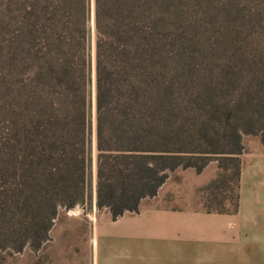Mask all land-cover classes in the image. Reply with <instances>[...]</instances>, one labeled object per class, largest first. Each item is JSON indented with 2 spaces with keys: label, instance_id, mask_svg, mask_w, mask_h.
Masks as SVG:
<instances>
[{
  "label": "trees",
  "instance_id": "obj_1",
  "mask_svg": "<svg viewBox=\"0 0 264 264\" xmlns=\"http://www.w3.org/2000/svg\"><path fill=\"white\" fill-rule=\"evenodd\" d=\"M11 4L13 145L0 194L10 192L18 226L32 232L16 250L39 248L60 208L90 198L92 167L96 207L112 220L138 212L177 168L200 173L212 159L221 171L199 189L212 195L203 206L236 211L241 135L264 144V80L251 89L243 79L227 101L208 94L180 102L169 61L170 0ZM220 187L232 191L230 208L212 206Z\"/></svg>",
  "mask_w": 264,
  "mask_h": 264
},
{
  "label": "rangeland",
  "instance_id": "obj_2",
  "mask_svg": "<svg viewBox=\"0 0 264 264\" xmlns=\"http://www.w3.org/2000/svg\"><path fill=\"white\" fill-rule=\"evenodd\" d=\"M169 29V61L180 102H192L208 94L227 101L238 93L243 79H248L251 89L264 80L260 74L254 76L264 62V0H170ZM14 47L13 6L11 0H0V185L10 179L9 173H1V165L12 158ZM258 139V135L242 134L243 153L260 143ZM186 169L183 173L185 169L181 167L174 170L171 183L178 187L181 199L187 198V187L198 184L192 204L204 208L211 191L199 189L221 171L218 160H210L200 173L194 168ZM228 181L232 186L233 181ZM91 189L83 205L58 210L49 238L39 248L27 243L20 250L15 247L32 232L18 226L16 220L21 215L16 212L10 192L0 194V264H92L94 226L110 218L105 208L96 207L93 167ZM214 192L212 206L231 207L232 191L220 187Z\"/></svg>",
  "mask_w": 264,
  "mask_h": 264
},
{
  "label": "crops",
  "instance_id": "obj_3",
  "mask_svg": "<svg viewBox=\"0 0 264 264\" xmlns=\"http://www.w3.org/2000/svg\"><path fill=\"white\" fill-rule=\"evenodd\" d=\"M241 159L236 211L194 206L198 184L181 199L169 176L138 212L95 224L92 264H264V144Z\"/></svg>",
  "mask_w": 264,
  "mask_h": 264
},
{
  "label": "water",
  "instance_id": "obj_4",
  "mask_svg": "<svg viewBox=\"0 0 264 264\" xmlns=\"http://www.w3.org/2000/svg\"><path fill=\"white\" fill-rule=\"evenodd\" d=\"M94 164V163H93Z\"/></svg>",
  "mask_w": 264,
  "mask_h": 264
}]
</instances>
